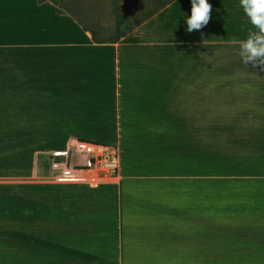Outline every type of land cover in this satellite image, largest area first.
<instances>
[{"label": "rangeland", "instance_id": "rangeland-1", "mask_svg": "<svg viewBox=\"0 0 264 264\" xmlns=\"http://www.w3.org/2000/svg\"><path fill=\"white\" fill-rule=\"evenodd\" d=\"M88 14L113 35L104 0ZM237 60L138 116L98 190L65 164L78 134L29 131L0 101V264H264V70Z\"/></svg>", "mask_w": 264, "mask_h": 264}, {"label": "crops", "instance_id": "crops-1", "mask_svg": "<svg viewBox=\"0 0 264 264\" xmlns=\"http://www.w3.org/2000/svg\"><path fill=\"white\" fill-rule=\"evenodd\" d=\"M208 2L200 30L187 31L191 0H172L115 41L95 43L48 0H0V101L17 102L29 131L110 132L121 154L138 116H158L153 109L173 101L176 86L206 83L215 62L234 67L240 42L257 31L240 0ZM120 178L119 167L98 189Z\"/></svg>", "mask_w": 264, "mask_h": 264}, {"label": "trees", "instance_id": "trees-1", "mask_svg": "<svg viewBox=\"0 0 264 264\" xmlns=\"http://www.w3.org/2000/svg\"><path fill=\"white\" fill-rule=\"evenodd\" d=\"M48 1L56 6L58 13L70 15L83 30L88 31L93 42L103 43L115 41L172 0H104L113 17L112 36H104L103 26L89 21L88 4L92 0ZM138 11L143 12L139 17ZM127 21L129 22L127 23Z\"/></svg>", "mask_w": 264, "mask_h": 264}, {"label": "built area", "instance_id": "built-area-1", "mask_svg": "<svg viewBox=\"0 0 264 264\" xmlns=\"http://www.w3.org/2000/svg\"><path fill=\"white\" fill-rule=\"evenodd\" d=\"M65 164L82 174L90 188L98 189L119 174V149L115 143L74 138L65 144Z\"/></svg>", "mask_w": 264, "mask_h": 264}, {"label": "clouds", "instance_id": "clouds-1", "mask_svg": "<svg viewBox=\"0 0 264 264\" xmlns=\"http://www.w3.org/2000/svg\"><path fill=\"white\" fill-rule=\"evenodd\" d=\"M191 15L187 20V31L200 30L210 21L212 5L208 0H191ZM244 13L257 31L249 32L247 39L240 42L243 63L264 70V0H240Z\"/></svg>", "mask_w": 264, "mask_h": 264}]
</instances>
